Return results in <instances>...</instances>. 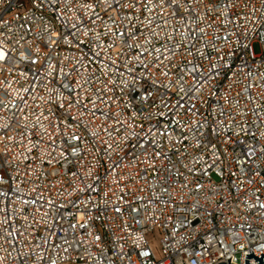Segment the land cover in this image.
Wrapping results in <instances>:
<instances>
[{"label":"built area","instance_id":"1","mask_svg":"<svg viewBox=\"0 0 264 264\" xmlns=\"http://www.w3.org/2000/svg\"><path fill=\"white\" fill-rule=\"evenodd\" d=\"M0 54V264L262 257L264 0H0Z\"/></svg>","mask_w":264,"mask_h":264},{"label":"rangeland","instance_id":"2","mask_svg":"<svg viewBox=\"0 0 264 264\" xmlns=\"http://www.w3.org/2000/svg\"><path fill=\"white\" fill-rule=\"evenodd\" d=\"M254 51L256 54L260 53L261 49L259 44L254 45ZM148 239L150 240L153 249L156 251V253H158L160 248V239H161L159 232L157 230L153 231L152 233L149 234Z\"/></svg>","mask_w":264,"mask_h":264},{"label":"water","instance_id":"3","mask_svg":"<svg viewBox=\"0 0 264 264\" xmlns=\"http://www.w3.org/2000/svg\"><path fill=\"white\" fill-rule=\"evenodd\" d=\"M261 255H262V257L258 258V257H255L253 252H252V254H248L246 256V259H245V264H248V259L249 258H254L255 261H258V264H264V254H261ZM217 264H232V263L230 262V259H229V260H227V263H225L224 261H221V262H218Z\"/></svg>","mask_w":264,"mask_h":264},{"label":"snow or ice","instance_id":"4","mask_svg":"<svg viewBox=\"0 0 264 264\" xmlns=\"http://www.w3.org/2000/svg\"><path fill=\"white\" fill-rule=\"evenodd\" d=\"M0 55H2V54H0Z\"/></svg>","mask_w":264,"mask_h":264}]
</instances>
